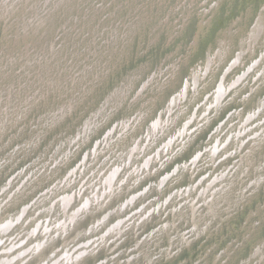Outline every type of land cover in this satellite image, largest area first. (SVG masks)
<instances>
[{
	"label": "rangeland",
	"instance_id": "374dc122",
	"mask_svg": "<svg viewBox=\"0 0 264 264\" xmlns=\"http://www.w3.org/2000/svg\"><path fill=\"white\" fill-rule=\"evenodd\" d=\"M0 264H264V0H0Z\"/></svg>",
	"mask_w": 264,
	"mask_h": 264
}]
</instances>
